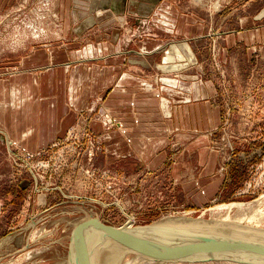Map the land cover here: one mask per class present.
I'll use <instances>...</instances> for the list:
<instances>
[{"label": "rangeland", "instance_id": "rangeland-1", "mask_svg": "<svg viewBox=\"0 0 264 264\" xmlns=\"http://www.w3.org/2000/svg\"><path fill=\"white\" fill-rule=\"evenodd\" d=\"M171 1L179 10L197 5V0ZM251 2L260 5L264 0H200L204 15L214 19L215 14L217 19L197 43L185 39L194 31L185 29L180 12L176 18L167 12L150 14L151 20L163 24L151 29L138 25L143 18L130 11L102 13L104 0H0V79L49 62H65L68 73L79 72V84L86 79L83 70L94 74L92 98L85 100L76 122L49 145L31 149L0 133V264H68L76 223L86 217L113 227L157 223L179 231L195 229L200 225L193 220L201 219L214 225L219 234H241L251 244L264 241V29L254 37L244 34V39L237 31ZM255 14L258 17L249 25L263 28L264 13ZM229 29L235 31L237 45L225 46ZM151 33L156 39L172 36L176 41L154 51L157 43L146 39ZM171 47L179 48L178 52ZM119 51L124 52L122 57ZM169 54L171 58L166 59ZM121 67L150 70L143 87L147 82L159 88L151 93L163 97L162 113L168 116L162 104L172 92L162 86L179 85L180 79L200 81L207 88L213 84L214 95L202 91L197 96L203 101L200 111L208 124L189 125L186 139L179 135L184 130L168 131L169 136L160 125L152 132L168 137L172 151L165 164L182 157L188 164V177L208 164L203 176L208 181L211 168H216L223 178L219 193L208 197V190L189 185L185 198L171 185L168 173L155 174L148 168L153 158L145 159L142 150L120 157L111 136L116 110L106 100L115 84L101 82L98 71ZM80 89L83 98L86 88ZM153 141L152 148L157 150L159 145ZM116 245L113 260L118 264H231L228 260L193 263L142 252L127 254L121 252L124 244ZM91 253L94 258L96 251Z\"/></svg>", "mask_w": 264, "mask_h": 264}, {"label": "crops", "instance_id": "crops-1", "mask_svg": "<svg viewBox=\"0 0 264 264\" xmlns=\"http://www.w3.org/2000/svg\"><path fill=\"white\" fill-rule=\"evenodd\" d=\"M201 2L203 3V1ZM196 3L197 5L192 9H185L183 7L184 9L179 10L176 8L177 5L171 0L160 1L159 4L161 5H157V0H104L103 8H101L104 11L98 10L97 12L117 14L130 11L138 19L143 18L142 21L138 20V25H146V27L151 29H155L156 25H163L161 20H151L152 14L167 12L170 14L169 16L176 18L177 13L180 12L181 21H184L183 26L185 29H190V32L194 31L193 34L187 33L185 39L188 42L194 39L198 43L201 38L206 37L204 33L207 28L212 26L213 29L217 15L213 14L215 16L214 19L205 16L204 6L200 3V0H197ZM121 7L123 8L122 10ZM245 9L250 11L244 13L241 28L237 30L240 34V39H244L242 38L244 34L254 37L260 33L261 29H264V27H255L254 29L249 25V22L254 21L258 17L255 12L264 13V3L259 5L251 2ZM186 12H195V15H187ZM162 16L165 15L162 14ZM205 17H207V20H205ZM242 29H246V31ZM232 30L229 29L226 33L225 39L227 43L225 46H229L230 44L237 45L239 43L235 40L236 34L233 33L235 31ZM155 37L156 34L151 33L146 38L149 41L157 43L158 46L154 48V51L160 45L176 41L172 36L166 38V40L156 39ZM146 39L143 40L144 44L147 41ZM114 42L118 43L120 41L116 39ZM246 42L250 44V41ZM170 49L171 51L174 50V52H178L179 50V48L173 49V47ZM181 49H184L183 45ZM117 53L121 57L124 55L123 51ZM117 53L116 55H118ZM169 58H171L170 54L166 59ZM38 60L39 58L36 61ZM137 61L147 62L145 59H138ZM63 63H43L35 68V70L22 69L12 71L8 78L0 79V100H3L0 103V133L3 132L5 138L23 144V146L31 149H39L52 143L61 131L67 130L76 122L79 118V109L85 107V100H89L93 96L91 76L93 77L94 74L92 70H83L85 72L83 77L86 79L84 84H79L77 76H81V74L74 69L71 70V73H68V70L64 67L66 63ZM149 71V69H124L123 67L119 70L106 68L98 71L101 82L106 83V85L108 83L115 84V90L108 92L106 100L107 103L114 105L111 109L116 110L114 111L116 129L111 136L114 138L117 151L119 150L118 152L121 155L120 157L134 155L135 152L140 153L142 150L141 155L146 156L147 158L145 159L151 160L153 158L150 161L151 163H148V168L155 170V174L161 172L168 173L171 185L173 184V187L177 188L179 194L185 198L188 196L189 185L191 187L195 186L197 190H208V197L219 193L223 184V178L218 174L216 168L215 170L213 167L211 168V178L208 181H204L203 179L208 164L202 168L197 167V174L188 177V164L185 163L181 156H179L181 158L174 159L172 163L165 164L170 159L172 151L171 147L169 148V142H167L168 137L164 135L157 136L152 132L156 125H160L164 126L163 129L170 133L184 130L179 135H184L183 138L186 139L188 136L186 130L189 125L190 128L192 126L198 128L203 124H208L207 118L200 111L201 102L203 101L199 102L200 98L197 96L203 92L206 95H214L216 90L213 84L210 83L209 88H207L203 82L200 83V81L192 79L186 82V80L180 79L179 85L162 86L163 89H170L172 92L170 93L172 95L170 98L173 97V100L170 98L166 100L164 98L162 104L165 106V112H167L166 109L169 111L167 112L170 113L168 116L162 113L160 101H163V97L161 99L158 92L151 93L152 90L147 91L143 87V81H146L144 78H148ZM203 72L201 71V73ZM165 75H160V77H164ZM109 77L115 78V80L110 79L109 81ZM103 78L104 80H102ZM82 85L83 88H86L83 92V98L79 94V89ZM147 85L151 84L147 83ZM153 90L158 91L159 88ZM175 94L176 99L174 98ZM209 119H212V117ZM151 126L153 127L151 128ZM151 140L157 141L159 145L157 150L152 148ZM186 146L189 149V145L186 144Z\"/></svg>", "mask_w": 264, "mask_h": 264}, {"label": "bare ground", "instance_id": "bare-ground-1", "mask_svg": "<svg viewBox=\"0 0 264 264\" xmlns=\"http://www.w3.org/2000/svg\"><path fill=\"white\" fill-rule=\"evenodd\" d=\"M34 27V26H33ZM46 29V28H45ZM37 30V29H36ZM47 30V29H46ZM27 35V34H25ZM37 35V34H36ZM44 35V33H43ZM38 36V35H37ZM21 38V37H20ZM17 41V40H16ZM147 91H151L153 86L144 84ZM84 218V217H83ZM80 220V219H79ZM219 220V219H217ZM200 226L194 227L195 229L179 231L170 228H162L158 226L157 223L145 226H131V224H126L121 227L120 230H124V234L127 233L130 236L136 238L142 243L148 245L154 250L164 251L169 254H193L197 252H203L204 250H261L264 249L263 242H252L242 239L241 234L235 237H229L230 235H222L216 232V228L208 221L201 219L193 220ZM225 221H230L231 219H225ZM90 217H86L83 222H77V225L90 223L91 225L84 226L80 231H78L75 243V264H118L114 261L115 251L117 249L116 244H124L123 241L119 240L115 236L111 235L106 228L99 227L95 224ZM207 223L205 225H201ZM232 227H236L233 224ZM105 242V243H101ZM110 243V244H107ZM113 245V246H111ZM116 245V246H115ZM125 245V244H124ZM126 246V247H125ZM121 252L123 253H134L138 251L125 245ZM260 246V247H259ZM96 251V256L92 257L94 254L91 250ZM42 251V250H41ZM255 257H213L210 260H228L231 264H243V263H254V264H264V251L257 252ZM178 258V257H176ZM131 259V258H130ZM193 263H198L204 259H188L183 258ZM226 262V261H225ZM8 263V262H7ZM135 264L133 262L126 261V264ZM66 264V263H64ZM68 264H73L70 260Z\"/></svg>", "mask_w": 264, "mask_h": 264}, {"label": "water", "instance_id": "water-1", "mask_svg": "<svg viewBox=\"0 0 264 264\" xmlns=\"http://www.w3.org/2000/svg\"><path fill=\"white\" fill-rule=\"evenodd\" d=\"M93 224L106 228V230L119 240L123 241L125 245L129 246L130 248H133L137 250L138 252H142L144 254H149L155 257H162V258H188V259H204L208 258L211 259L213 257H235V258H243V257H255L257 252H263L264 249H261L259 251L255 250H246V249H237V250H204L203 252H197L193 254H178V253H163L159 252L157 250H154L150 248L148 245L142 243L141 241L137 240L136 238L130 236L129 234L125 233L124 230H120L119 228L107 225L103 222H101L99 219H96ZM91 225L90 223L77 225L75 227V232L73 234V244L70 249V258L71 261L74 263L75 261V243H76V233L80 231L84 226Z\"/></svg>", "mask_w": 264, "mask_h": 264}]
</instances>
